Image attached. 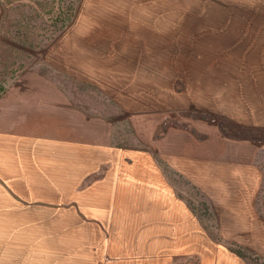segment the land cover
<instances>
[{
    "label": "crops",
    "instance_id": "0c3cea01",
    "mask_svg": "<svg viewBox=\"0 0 264 264\" xmlns=\"http://www.w3.org/2000/svg\"><path fill=\"white\" fill-rule=\"evenodd\" d=\"M31 86L0 104V264H250L233 248L264 262L252 140L212 128L172 130L156 152L114 146L107 118L94 127L54 85ZM173 172L206 195L213 230L177 194Z\"/></svg>",
    "mask_w": 264,
    "mask_h": 264
},
{
    "label": "rangeland",
    "instance_id": "374dc122",
    "mask_svg": "<svg viewBox=\"0 0 264 264\" xmlns=\"http://www.w3.org/2000/svg\"><path fill=\"white\" fill-rule=\"evenodd\" d=\"M37 82L58 88L94 127L107 118L111 145L156 152L172 130L206 137L214 128L252 140L264 170V0H0V104ZM172 180L213 230L206 195Z\"/></svg>",
    "mask_w": 264,
    "mask_h": 264
},
{
    "label": "trees",
    "instance_id": "16d2710c",
    "mask_svg": "<svg viewBox=\"0 0 264 264\" xmlns=\"http://www.w3.org/2000/svg\"><path fill=\"white\" fill-rule=\"evenodd\" d=\"M71 18V13L67 14V16L62 20L60 28L62 29L68 23Z\"/></svg>",
    "mask_w": 264,
    "mask_h": 264
}]
</instances>
